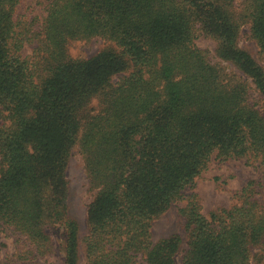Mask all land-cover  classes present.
<instances>
[{
  "label": "trees",
  "instance_id": "obj_1",
  "mask_svg": "<svg viewBox=\"0 0 264 264\" xmlns=\"http://www.w3.org/2000/svg\"><path fill=\"white\" fill-rule=\"evenodd\" d=\"M22 2L0 0V233L25 246L10 264H51L55 234L60 264H81L80 245L85 264H178L181 236L153 242V222L212 160L264 168V64L238 44L246 24L264 61V0H39L41 17ZM94 38L112 45L70 56ZM75 149L93 191L82 237L68 207ZM263 186L247 180L208 214L190 193L180 264H264Z\"/></svg>",
  "mask_w": 264,
  "mask_h": 264
},
{
  "label": "rangeland",
  "instance_id": "obj_2",
  "mask_svg": "<svg viewBox=\"0 0 264 264\" xmlns=\"http://www.w3.org/2000/svg\"><path fill=\"white\" fill-rule=\"evenodd\" d=\"M39 0H23L19 6V12L26 13L30 16L44 15L43 6L38 4ZM33 8V13L27 7ZM196 45L209 53L212 62H217L219 58L215 55V41L211 38L199 36L195 40ZM238 44L248 51L257 61L264 64L256 42L249 37L248 25L241 26ZM112 45V43L102 39L94 38L92 40H75L69 43V54L73 58H88L101 49ZM32 45H25L22 49L24 55L31 53ZM222 64L227 63L222 61ZM230 68V67H229ZM117 79V76L114 77ZM258 106L264 114V102L259 101ZM67 176L69 178L68 207L69 213L73 216L79 226V236L82 237L87 233V205L92 199L93 191L88 187V179L83 165V160L77 149L73 151L70 157ZM258 179L264 180V168L255 159H230L225 162L212 160L207 169L197 178L196 184L188 188L181 200L171 206L163 215L156 219L152 224V240L156 242L170 234L177 233L181 236V248L179 255L176 256L177 263L180 264L181 254L186 247V235L184 232V219L179 214L178 208L186 205L190 193L195 192L198 195L202 212L208 214L211 210L218 207H229L236 202L234 194L239 190L247 180ZM257 196L264 200V186L260 188ZM54 253L49 257L51 264H60L59 260L63 257L62 245L59 242L58 234H55ZM23 237H19L8 232L0 233V262L10 264V259L18 249L25 246ZM83 246L80 245V263L85 264L83 255ZM53 262V263H52ZM139 264H147L140 260Z\"/></svg>",
  "mask_w": 264,
  "mask_h": 264
}]
</instances>
